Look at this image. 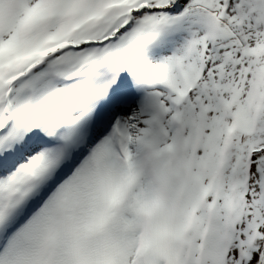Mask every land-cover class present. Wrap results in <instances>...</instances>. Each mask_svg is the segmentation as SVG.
Here are the masks:
<instances>
[{"label": "snow or ice", "instance_id": "1", "mask_svg": "<svg viewBox=\"0 0 264 264\" xmlns=\"http://www.w3.org/2000/svg\"><path fill=\"white\" fill-rule=\"evenodd\" d=\"M0 264H264V0H0Z\"/></svg>", "mask_w": 264, "mask_h": 264}]
</instances>
